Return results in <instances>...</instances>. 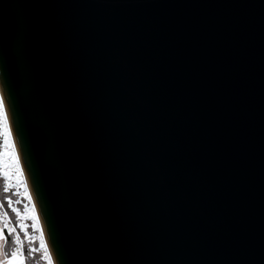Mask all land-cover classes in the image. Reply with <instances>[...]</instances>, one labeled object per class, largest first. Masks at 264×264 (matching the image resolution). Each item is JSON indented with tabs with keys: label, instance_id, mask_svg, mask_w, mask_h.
<instances>
[{
	"label": "water",
	"instance_id": "obj_1",
	"mask_svg": "<svg viewBox=\"0 0 264 264\" xmlns=\"http://www.w3.org/2000/svg\"><path fill=\"white\" fill-rule=\"evenodd\" d=\"M0 89L57 264H264V0H0Z\"/></svg>",
	"mask_w": 264,
	"mask_h": 264
},
{
	"label": "snow or ice",
	"instance_id": "obj_2",
	"mask_svg": "<svg viewBox=\"0 0 264 264\" xmlns=\"http://www.w3.org/2000/svg\"><path fill=\"white\" fill-rule=\"evenodd\" d=\"M0 136L4 139V156L8 157L11 161V165L5 163L3 166V177L6 181L3 191L4 193H8L14 186L24 185V195L27 197L29 204H32L31 195H29L24 181L23 169L15 151V145L12 142L11 127L2 92H0ZM13 181H15V185ZM20 202V200L15 201L16 204ZM4 207V204L0 203V264H27L32 254L39 252H42V256L39 259L47 261V264H53L52 255L45 242L35 205L32 204L29 207L28 204H25L24 214L22 215L21 209L13 206V200L11 198L7 200V208L15 213L16 219L19 222V228L23 232L24 238L27 239V249L25 239L21 236V231H17V227L13 226L9 212L3 210ZM26 220L33 221L31 227L40 233L38 237L29 235V226L25 223ZM5 230H7L8 235L5 234ZM37 239L39 240V247H34L33 243ZM39 259L36 260V264H39Z\"/></svg>",
	"mask_w": 264,
	"mask_h": 264
},
{
	"label": "rangeland",
	"instance_id": "obj_3",
	"mask_svg": "<svg viewBox=\"0 0 264 264\" xmlns=\"http://www.w3.org/2000/svg\"><path fill=\"white\" fill-rule=\"evenodd\" d=\"M9 125H10V123H9ZM11 138H12V142L15 145V151H16V153L18 155L19 153L17 152V146L15 144L16 140H15V138L13 136ZM4 153H5L4 139H3L2 136H0V180L2 182V186L0 187V189H1V192H0V203H3L4 206H5L3 210H7L9 212L10 218L12 219V222H13V226L17 227V231H21L20 228H19V222L17 221L16 216H15V213L11 212V209L7 208V200L9 198H11L13 200V206L20 208L22 215L24 214V205L25 204H28L29 207H31L32 204H34L35 207H36V204H35V201L33 199L32 193L30 191L29 185L27 183V179H26V176H25L24 168H23V165H22V162L20 160L19 155H18V157H19V160H20L21 168L23 169L24 181H25V184L27 186L28 193H29V195H31L32 204H29L27 197L24 195V185H20L18 187L14 186L12 189H10V191L8 193H4L3 187H4V184H5L6 181H5L4 177H3V166H4L5 163H8L9 165H11L10 159H8V157H5ZM13 184L15 185V181H13ZM16 200H20L21 202L19 204H16L15 203ZM37 207H36V212H37V215H38L39 220H40V216H39V212L37 210ZM25 223L29 226V235H32L34 237H38L40 235V233L36 229L31 227L33 221L26 220ZM40 225H41V220H40ZM41 230H42V226H41ZM5 234L8 235L7 230H5ZM43 235H44V233H43ZM21 236H22V238H24L22 231H21ZM24 239H25V246H26V249H27L28 242H27L26 238H24ZM44 239H45V242H46V244L48 246V249H49L50 245H48V242H47L45 236H44ZM33 246L34 247H39V240L38 239L34 241ZM49 251H51V248L49 249ZM41 256H42V252L33 253L32 257L27 261V264H36V260L39 259ZM39 264H47V261H45L43 259H39ZM53 264H54V262H53Z\"/></svg>",
	"mask_w": 264,
	"mask_h": 264
},
{
	"label": "bare ground",
	"instance_id": "obj_4",
	"mask_svg": "<svg viewBox=\"0 0 264 264\" xmlns=\"http://www.w3.org/2000/svg\"><path fill=\"white\" fill-rule=\"evenodd\" d=\"M0 92H1V89H0ZM8 119H9V117H8ZM9 123H10V127H11V122H10V120H9ZM11 132H12V136L15 138L14 133H13V130H12V127H11ZM15 140H16V139H15ZM15 144H16V146H17V143H16V142H15ZM17 152L19 153L18 155H19V157H20V160H21L22 165H23V168H24V164H23V161H22V158H21V155H20V152H19L18 147H17ZM24 172H25V176H26V179H27V183H28V185H29L30 191H31V193H32L33 199H34L35 204H36V207H37L38 205H37V203H36V200H35V197H34L33 191H32V189H31V186H30L29 179H28V176H27V174H26L25 168H24ZM37 210H38V212H39V216H40V220H41L42 231H43L44 236H45V238H46V240H47V242H48V245H50V242H49V239H48V236H47V232H46V228H45V225H44L43 222H42L41 215H40V211H39V208H38V207H37ZM50 248H51V246H50ZM50 248H49V249H50ZM50 252H51V254H52V259H53L54 264H57L56 261H55V257H54V253H53V251H52V248H51V251H50Z\"/></svg>",
	"mask_w": 264,
	"mask_h": 264
},
{
	"label": "trees",
	"instance_id": "obj_5",
	"mask_svg": "<svg viewBox=\"0 0 264 264\" xmlns=\"http://www.w3.org/2000/svg\"><path fill=\"white\" fill-rule=\"evenodd\" d=\"M2 186V182H1V180H0V187ZM0 192H1V189H0Z\"/></svg>",
	"mask_w": 264,
	"mask_h": 264
}]
</instances>
